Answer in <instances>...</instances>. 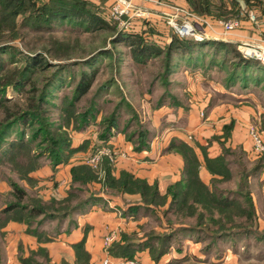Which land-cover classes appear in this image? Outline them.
I'll return each mask as SVG.
<instances>
[{
    "label": "rangeland",
    "instance_id": "374dc122",
    "mask_svg": "<svg viewBox=\"0 0 264 264\" xmlns=\"http://www.w3.org/2000/svg\"><path fill=\"white\" fill-rule=\"evenodd\" d=\"M129 1L133 7L129 13L130 20L124 19L129 23L127 27L111 17L110 7L116 3V0H112L105 9L97 6V14L104 19L105 25L94 27L79 21L58 19L50 27L35 30L23 22L25 13L16 18L19 26L15 36L14 32L9 35L0 31V46L5 47L0 50L2 81L7 83L13 74L16 78L19 71L28 64L29 56L36 55L41 60L38 66L31 70L29 80L23 88L13 90L11 85H6L2 98L6 99L8 107L14 111H27L26 105L33 99L39 101L41 93L46 91V110L42 115L47 118L53 133L58 131L59 126L65 125L69 102L74 113V116L69 117L72 118L71 121L78 113L82 115L87 109H92V112L94 110V116L87 119L85 129L68 127L71 144L73 147H79V150L72 154L67 162L57 166L51 164L47 154L41 155L45 144L49 143L45 140L51 137L47 136L45 127L41 135H38L39 125L36 123L20 125L17 122L6 132L5 142L0 145V264H70L64 259L58 263L52 262L45 246L29 249L28 243L21 238L22 231L25 237L30 235L38 239L36 234L28 232L29 226L36 228L42 235L39 243H48L51 240L45 241L46 237L51 239L59 232L70 231L75 225L74 218L89 211L92 205L103 207L106 198L122 197L124 194L138 195L112 193L104 182V164L107 163L115 177L119 176L121 170L135 175L122 167V164L132 159L133 154L149 150L151 145L162 142L169 144L172 137L193 145L203 166L198 144L205 146L208 140L204 141L203 136L188 131L193 124L192 115L196 116V121L210 116L207 121L211 126L210 131L220 127V132L215 133L220 135L224 126L230 123L233 127L235 125L234 118L224 114L228 111L226 108L233 105L232 109L241 111L240 106L247 104L252 107V114L246 115L248 124L245 122L247 125H244L248 142L228 143L229 138L223 145L229 147L226 157L232 177L220 183L218 188L223 192L241 190V198L244 199H241V203L251 205L255 213V228L252 233L213 241L210 228L205 226L209 224L210 227L214 223L208 220L205 226H201L203 230H193L191 227L195 224L194 218L182 220L172 213H165L169 203L168 197L165 204L153 206L150 208L152 210L137 216L145 218L137 225L138 230L133 231V234L137 235V239L144 238L145 233L150 230L159 235H172L167 253H179L184 256L176 257H181L178 263L171 260L167 264H264V149L259 151L254 144V135H257L264 145V68L259 71L254 67L239 68L238 58L231 52L212 45L200 47L198 44L192 51L186 48L183 51H175L173 64L168 68L164 54H154L139 62L133 58L130 46L120 40V36L137 33L143 36L147 43L163 47L172 35L178 36L170 21V16H176L175 23L189 21L196 27L195 32L198 34L178 36L180 39L196 42L205 39L221 41L216 39L224 36H220V33L234 31L239 32L237 40L224 42L232 44L237 50L239 46L243 47V43L259 46L264 43V2L259 0V4L254 2L256 6H250L238 0V7L233 8L227 1L226 13L214 18L196 14L185 0ZM213 1L218 3V0ZM231 8L233 10H230ZM250 12L253 13L254 19H251ZM9 21L1 20V26H6ZM231 21L236 23L235 26L231 31L225 32L221 22ZM200 32L204 39H200ZM240 34H243L242 37ZM240 53L243 56V53ZM92 71L95 72V77L90 89L75 100L74 88L81 73ZM6 108L0 107V129L4 123L10 121L5 120ZM113 113L118 117L116 128L112 129L111 135L105 141L101 138L104 132L101 123ZM229 118V121L222 124L224 119ZM9 143L18 144L12 145L10 149ZM145 143H148L147 148L135 149V146ZM212 145L211 150L223 151L219 141H214ZM165 151L168 150L163 149L161 153ZM26 153L41 156V165L29 175L25 172L27 165L32 164L35 167L36 163L30 162L29 154ZM171 153L182 158L179 153ZM60 165L66 170H63V176L57 178ZM76 165L88 166L96 178L86 184L74 182L71 168ZM46 166L51 173L40 175ZM242 171L250 173L247 177L248 183L243 186L240 176ZM210 180L211 177L208 181L211 186ZM154 182L157 183L159 192L165 195L167 186L175 181H169L166 187H160L161 183L159 184L157 179L152 183ZM20 190L25 191L21 200L17 198ZM88 194L97 197L95 201L89 199L92 205L89 200L77 205ZM248 196L249 198H245ZM66 198L70 200L63 202ZM18 201L27 207L43 205L45 211L28 220L27 210L15 209L10 212L7 209L10 204ZM141 201L139 197L135 204ZM59 206H67L64 210L68 213L60 214ZM52 214L53 217L50 216ZM9 216L12 219L6 221ZM215 216L216 212L213 217L216 218ZM12 223L23 225L24 230L21 226L12 228ZM181 228L185 229L180 230ZM120 232L113 229L102 237L101 247L106 256L101 260V264H104L105 260H108L109 264L128 261L141 264L138 255L125 260L109 254L108 248L122 240ZM40 248L45 252L39 250Z\"/></svg>",
    "mask_w": 264,
    "mask_h": 264
},
{
    "label": "trees",
    "instance_id": "16d2710c",
    "mask_svg": "<svg viewBox=\"0 0 264 264\" xmlns=\"http://www.w3.org/2000/svg\"><path fill=\"white\" fill-rule=\"evenodd\" d=\"M189 5L190 9L198 15L201 16H212L214 18H219L221 15L227 11V1L230 2L233 8L238 7V0H218L215 3L213 0H185ZM246 5L256 6L255 3L259 4V0H242ZM255 2V3H254ZM227 5V6H226ZM231 8L230 10H233ZM98 7L88 1V0H0V31L2 33L7 32L11 35V32H18L17 26V16L22 14L26 15L23 18V22L28 25L31 29L41 30L45 27H50L55 20L68 19L71 21H79L85 23L87 26L97 27L99 25H105V21L97 14ZM2 21L10 20L6 26H1ZM16 20V21H15ZM17 23V24H16ZM21 28V27H19ZM10 38V37H9ZM120 40L126 42L132 49L133 58L139 62L145 61L146 57L151 55L164 54L165 65L171 66L173 64L174 52L183 51L185 48L192 51L194 47L198 44L200 47L206 45H212L216 48H221L226 52H231L234 57L238 58L237 64L239 68H256L259 71L264 66L257 60L244 58L241 53L232 44L224 41L215 40H203L202 42L184 40L178 38L176 35L170 37V41L166 43L165 46L159 47L158 45L147 43L143 36L140 34L128 33L126 35L120 36ZM11 39H14L11 37ZM3 47V48H2ZM3 45L0 46V50L4 49ZM40 59L35 56L28 57V64L19 71L17 77L14 74L9 77L7 83L2 81V75H0V107H7L5 109V120H9L4 123L0 129V145L5 142L6 132L14 125L19 122L20 125H25L30 122V124H37V130H39L38 135H41V131H44V127L47 130V136L51 135L50 139H46L44 150L41 153L47 154L50 157L51 164L57 166L58 164L67 162L72 154L79 150V147H73L71 144V138L68 134V127L77 129H85V124L89 117L94 116V110L87 109L82 115L78 113L75 119L71 121L70 116H74L72 111L73 107L71 102L67 104L66 113L68 116L64 119V124L59 126L58 131L52 132L51 126L47 121V118L42 115L46 110V91H43L39 96V101H33L26 105L27 111H14L7 106L6 99H3L2 93L6 88V85H11L13 90H20L23 88L24 84H27L30 76L31 70L38 66ZM255 62V63H253ZM206 72V71H203ZM95 77V72H82L80 78L74 88L73 98L79 99L85 95L93 82ZM12 118V119H11ZM46 119V121H44ZM118 117L116 114H112L108 119L102 121L104 126V132L101 134L103 140H107L111 135L112 129L116 128ZM74 124V125H73ZM77 126H80L79 128ZM41 127V128H40ZM233 125L230 123L222 128V134H213L208 139V144L203 146L199 145L201 150L203 166L206 168L208 173L211 175L210 184H206L199 172L201 168V163L199 156L195 150V147L183 139L172 137L168 146V151H173L179 153L183 159L182 168V178L177 180L167 186L165 195H162L158 190V185L156 182L149 184L145 179L136 177L132 173L121 170L118 177L112 175L110 167L107 163L104 164L105 170V185L112 193H136L141 197V203L129 205L124 211H122L123 216H137L141 213H146L151 207L156 205L165 204L167 198L169 197L168 207L165 213H172L177 218L186 220L188 218H194L195 224L191 227L193 230L199 231L203 230L206 222L210 220L212 226L210 228L211 239L216 240L223 237H231L237 234L249 235L255 228V213L251 205H244L241 203L242 195L241 190H234L223 192L218 188L220 183L228 181L232 177V171L227 163L226 152L229 151V147H224L223 145L231 137V131ZM56 135V137L54 136ZM54 136V137H53ZM34 137V136H33ZM213 141H219L222 145V150L219 154L215 156H210L208 154V147ZM23 142V140L21 141ZM144 143V142H143ZM18 143H9L8 148H12V145ZM148 147V143L143 145L135 146L136 150H143ZM11 152H17L15 150H9ZM10 152H6L9 154ZM29 154L30 162L36 163L35 167L32 164H28L25 172L27 175L34 171L38 166L41 165V156L34 155V153ZM72 177L74 182H80V184H86L90 180L96 178L95 173L88 166H73L71 168ZM255 168L251 173H253ZM249 172L242 171L241 173V183L242 186L246 185L247 177ZM31 181V178L28 177ZM247 189V187H245ZM25 191H18V199L21 200L24 196ZM246 195V193H245ZM71 198V196H70ZM70 198L63 200L69 201ZM245 198H249L245 197ZM97 199L95 195L88 194L84 200L79 202L77 205L86 203L88 200ZM89 200L90 205L92 201ZM244 200V199H243ZM40 205V204H39ZM41 206V207H40ZM32 206L27 207L22 205V203L14 202L10 206H6L9 211L13 210H27L29 214L26 216L28 220L33 219L34 216H39L45 211V206ZM67 206H59L60 214H67V210H64ZM58 211L57 209H55ZM215 212L217 213L216 218H214ZM50 216H54L53 214ZM12 217L9 216L6 221L11 220ZM208 223V222H207ZM30 224V223H29ZM214 226V227H213ZM213 227V228H212ZM185 228H181L183 230ZM28 232L36 234L39 239L42 238L40 231L36 228L28 227ZM136 234H126L122 235V240L113 243L109 248L108 252L111 256L116 258L133 259L136 253L140 250H148L150 257L153 261H158L161 256L168 252L172 235L165 234L159 235L155 231L150 230V232L145 233L144 238L137 239ZM45 241L51 240L49 237L44 239ZM84 241L83 239L74 243L72 247L76 253V258L78 264H88L89 255L83 249ZM39 250H43L40 248ZM45 254V253H44ZM84 260L82 262L81 260ZM181 258H173L172 262L178 263Z\"/></svg>",
    "mask_w": 264,
    "mask_h": 264
},
{
    "label": "crops",
    "instance_id": "0c3cea01",
    "mask_svg": "<svg viewBox=\"0 0 264 264\" xmlns=\"http://www.w3.org/2000/svg\"><path fill=\"white\" fill-rule=\"evenodd\" d=\"M94 3L96 6L100 8L109 7L112 0H88ZM219 33V32H218ZM216 37V39L224 41H232L237 40V35L239 32L231 31L229 33H220V36ZM241 37L243 34H240ZM247 97V96H243ZM246 102V101H244ZM242 103V102H239ZM233 105H229L226 110L228 111L224 113L228 117L232 116L235 120V125L233 127L231 137L228 141L241 144L243 142H248L245 132V126L247 125L246 115L252 114L249 104L240 106L241 111L232 109ZM214 110V109H213ZM212 116V115H211ZM196 116L192 115L191 121L193 124L189 127L188 131L195 132L197 135L203 136L204 141H207L211 135L215 133H219L220 127L215 131H210V125L208 119L210 116H207L205 119L201 121L195 120ZM229 119H224L222 124L229 121ZM247 124H246V123ZM219 123L216 124L218 126ZM202 134V135H201ZM214 142V141H213ZM212 142V143H213ZM163 143V144H162ZM161 144H156L155 146L151 145L149 150H144L142 153H136L132 155V159L125 161L122 164V167L133 172L137 177L145 178L152 183L156 179L159 181L160 187L165 186L169 181H176L181 178V172L183 168L182 158L169 151H165L161 153L163 149H166L168 142H162ZM203 144L202 142H200ZM212 143L208 147V154L210 156H215L219 154L218 151H213L211 148L213 147ZM212 145V146H211ZM248 145V144H247ZM250 146V145H249ZM141 152V151H140ZM158 155H155V154ZM60 168L56 174L58 176H63V170L65 167L60 165ZM68 169V167H66ZM264 168V167H263ZM66 170V169H65ZM62 172V173H61ZM51 173L48 166L45 167L44 171L40 173V175H48ZM264 174V173H263ZM262 174V176H263ZM200 176L202 180L209 184V178L211 175L208 173L204 166L201 167ZM264 177V176H263ZM262 179V177L260 178ZM46 184V183H45ZM47 185V184H46ZM166 187V186H165ZM138 195H127L124 194L122 197H109L105 199L106 204L102 207L101 205H92L89 211L79 215L74 218L75 225L70 231L59 232L56 236L51 238V241L48 243H39L36 237L27 235L25 237L22 231L21 238L28 243L29 249H36L38 246H45L48 249V253L52 258V262L58 263L61 259L66 260L70 264H76V253L72 247V245L83 239V249L89 255L88 264H101V260L105 258L106 253L101 247L102 245V237L109 232L110 230H120V236L124 233L132 234L133 231L137 232V225L143 222L145 217H137V216H123L122 211H124L129 205L135 204L139 199ZM12 228L14 226H21L24 230L23 225L11 224ZM119 241V240H118ZM170 253V252H169ZM164 254L160 257L158 261H153L148 253V250H140L136 253V256L141 264H167L170 263L173 258L177 256H184L181 254L173 253ZM181 258V257H180ZM123 259V258H121ZM84 262V260H81Z\"/></svg>",
    "mask_w": 264,
    "mask_h": 264
},
{
    "label": "built area",
    "instance_id": "2783aa9c",
    "mask_svg": "<svg viewBox=\"0 0 264 264\" xmlns=\"http://www.w3.org/2000/svg\"><path fill=\"white\" fill-rule=\"evenodd\" d=\"M264 2V0H260ZM131 3L129 0H116V3L110 7L109 13H111V17L117 19L122 25H125L127 27L129 23L125 21V18H128L130 20V15L132 9H131ZM251 19H254V15L252 12H250ZM177 17L176 16H170V21L172 22V26L175 29V32L180 37L190 36L192 34L198 35L195 30L196 27L192 25L189 21H184L181 24L175 23ZM221 26L225 32L231 31L233 27L235 26V22L231 21L229 23L221 22ZM200 39H204V36L201 35L200 32ZM240 52L243 53V56L246 58H253L258 61L264 66V43L260 44L259 46H253L252 43H243V47L239 46L238 49ZM254 144L255 148L259 151H262L264 149V145L262 144L260 138L257 135H254ZM104 264H109L108 260L104 261ZM118 264H137L136 261H128V262H121Z\"/></svg>",
    "mask_w": 264,
    "mask_h": 264
}]
</instances>
